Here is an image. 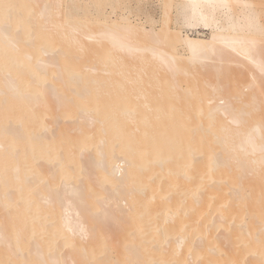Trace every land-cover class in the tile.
<instances>
[{"label":"bare ground","instance_id":"bare-ground-1","mask_svg":"<svg viewBox=\"0 0 264 264\" xmlns=\"http://www.w3.org/2000/svg\"><path fill=\"white\" fill-rule=\"evenodd\" d=\"M143 1L0 0V264H264L261 3Z\"/></svg>","mask_w":264,"mask_h":264},{"label":"rangeland","instance_id":"rangeland-1","mask_svg":"<svg viewBox=\"0 0 264 264\" xmlns=\"http://www.w3.org/2000/svg\"><path fill=\"white\" fill-rule=\"evenodd\" d=\"M256 2L259 4L261 3L259 6H257V9L261 11L260 12L261 20L264 22V0H256ZM143 4L144 5L141 6V11L143 14L141 18L143 19V21L148 20L147 17L149 16L151 18V21L158 22L159 24L160 20L162 19V15H163V10L161 9V7L158 6V4L155 3L153 0H144ZM147 25L150 26L149 24Z\"/></svg>","mask_w":264,"mask_h":264}]
</instances>
